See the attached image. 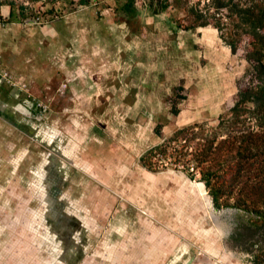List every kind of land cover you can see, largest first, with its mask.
I'll return each instance as SVG.
<instances>
[{"label":"rangeland","instance_id":"rangeland-1","mask_svg":"<svg viewBox=\"0 0 264 264\" xmlns=\"http://www.w3.org/2000/svg\"><path fill=\"white\" fill-rule=\"evenodd\" d=\"M8 1L15 11L25 7L27 18L46 11L32 19L60 34L59 53L90 33L106 69L97 101L72 103L67 88L50 83L37 97L26 95L39 119L35 131L17 147L1 132L0 264H251L228 241L246 215L213 208L197 174L150 172L138 163L179 128L213 131L249 83L243 45L231 54L211 27L178 29L179 14L156 9L155 0H133L129 11L124 0ZM244 127L257 129L252 119ZM49 158L62 179L52 202L50 183L40 180ZM47 202L60 205L70 222L54 228L62 222ZM254 240L252 253L264 251L263 238Z\"/></svg>","mask_w":264,"mask_h":264},{"label":"trees","instance_id":"trees-1","mask_svg":"<svg viewBox=\"0 0 264 264\" xmlns=\"http://www.w3.org/2000/svg\"><path fill=\"white\" fill-rule=\"evenodd\" d=\"M56 1L71 4L68 0H53ZM90 1L78 0L76 4L85 6ZM132 1L124 0V11L130 10ZM155 3L160 11L170 9L179 14L175 21L178 29L211 27L231 54L243 45L242 59L249 83L237 91L232 106L225 116L218 118L213 131L205 133L202 124L179 128L145 150L139 163L150 172L172 168L189 179L192 173L197 174L213 208H230L246 215L237 221L228 241L249 254L251 264H264L263 249L251 251L255 236H261L264 242V0H155ZM0 5L14 10L8 0H0ZM25 10L22 5L16 6L17 16L24 17ZM44 13L29 12V16ZM177 97L184 99L181 95ZM176 105L177 102L170 103L172 116L178 114ZM249 119L254 120L256 130L244 127V121ZM195 139H198L195 147L188 150Z\"/></svg>","mask_w":264,"mask_h":264},{"label":"crops","instance_id":"crops-1","mask_svg":"<svg viewBox=\"0 0 264 264\" xmlns=\"http://www.w3.org/2000/svg\"><path fill=\"white\" fill-rule=\"evenodd\" d=\"M59 36L53 27L40 29L32 18L18 17L15 10L0 5V67L17 84L9 87L0 79V136L1 132L9 136L10 147L21 145L24 142L22 135L33 133L32 126L39 121L26 99L28 93L37 97L42 88H49L53 83L55 89L59 90L61 85L67 88L68 95L64 96L72 103H92L100 98L98 81L106 69L104 53L92 48L88 39L90 33L73 37L64 45L66 54L59 53L62 41ZM41 167L43 183L52 180L54 184L56 176H61L52 159H47ZM61 181H58V189ZM47 200L52 202L50 196ZM55 205L47 202L52 216H55Z\"/></svg>","mask_w":264,"mask_h":264},{"label":"flooded vegetation","instance_id":"flooded-vegetation-1","mask_svg":"<svg viewBox=\"0 0 264 264\" xmlns=\"http://www.w3.org/2000/svg\"><path fill=\"white\" fill-rule=\"evenodd\" d=\"M50 159V158H49ZM51 160V159H50ZM50 172V171H49ZM48 173V172H47ZM61 181L62 179H61V176H56V181H55V183L53 184V182H52V180H49V183H50V185H52L53 184V186H50L49 188H48V190H49V193L50 194H48V195H50V197L54 200L55 199V197H57V195L59 194V189H58V181ZM58 200H59V197H58ZM55 207H56V209H55V216H57V218H58V220H61V222L62 223H60L59 221H57V223L55 222L54 224H53V226H54V228H56V226L57 225H59V226H62L64 223H66V222H68L69 220H70V217H68L67 215H65V214H60L59 212L61 211V206L60 205H55ZM52 217H54V216H52ZM61 217H62V219H61ZM58 222L60 223V224H58ZM64 222V223H63ZM70 222V221H69ZM67 226V225H66ZM62 230H63V232L62 233H65V231H64V228H62Z\"/></svg>","mask_w":264,"mask_h":264},{"label":"built area","instance_id":"built-area-1","mask_svg":"<svg viewBox=\"0 0 264 264\" xmlns=\"http://www.w3.org/2000/svg\"><path fill=\"white\" fill-rule=\"evenodd\" d=\"M0 79L9 86H16L10 75L0 67Z\"/></svg>","mask_w":264,"mask_h":264},{"label":"bare ground","instance_id":"bare-ground-1","mask_svg":"<svg viewBox=\"0 0 264 264\" xmlns=\"http://www.w3.org/2000/svg\"><path fill=\"white\" fill-rule=\"evenodd\" d=\"M202 193H203V191H202Z\"/></svg>","mask_w":264,"mask_h":264}]
</instances>
